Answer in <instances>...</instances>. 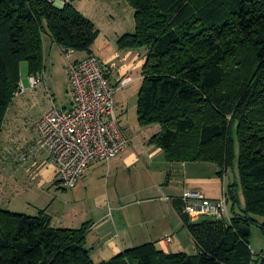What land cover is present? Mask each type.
I'll return each mask as SVG.
<instances>
[{
  "label": "trees",
  "instance_id": "obj_1",
  "mask_svg": "<svg viewBox=\"0 0 264 264\" xmlns=\"http://www.w3.org/2000/svg\"><path fill=\"white\" fill-rule=\"evenodd\" d=\"M126 1L136 28L118 47L147 50L139 126H160L149 144L171 163H213L221 178L237 169L224 193L232 216L193 217L175 199L196 254L146 243L97 263L87 248L89 223L55 228L45 210L32 216L0 208V264H253L252 227L264 234V0ZM99 35L74 2L59 9L0 0V139L22 64L30 76L46 69L45 38L89 57Z\"/></svg>",
  "mask_w": 264,
  "mask_h": 264
},
{
  "label": "crops",
  "instance_id": "obj_2",
  "mask_svg": "<svg viewBox=\"0 0 264 264\" xmlns=\"http://www.w3.org/2000/svg\"><path fill=\"white\" fill-rule=\"evenodd\" d=\"M118 38L119 35L115 41L108 36L100 42L98 39L92 54L101 60L113 85L131 79L118 93L125 90V93H129L128 90L133 87L135 89L137 85L134 97L138 99L147 50H120ZM47 57L45 45V64ZM86 57V53H75L67 70ZM48 70L46 64V79ZM43 86L30 89L28 84L27 95L17 98L22 99L17 102L18 110L26 100L42 107L36 121L29 125L18 118L7 131L4 126L0 139V206L8 211L14 208L13 211L25 212L26 215H36L45 210L52 217L55 228L79 229L89 223L86 243L92 259L97 263L109 261L128 249L146 243H155L165 253L189 254L191 248L197 251L195 241L184 228L181 215L173 202L186 191L199 192L208 199H220L226 187L232 183L229 175L219 177L217 174L220 169L213 163H171L161 149L150 144L148 148H142L141 152H134L133 144L137 136L124 132L122 118L128 109L123 100L117 101L116 95L119 123L130 145L111 162L92 164L78 187L71 191L75 203L60 207L56 203L59 196L55 195L51 199L50 192L53 189H65L58 180L57 169L49 154L45 151L31 154L38 140V121L56 105L49 93L50 97L46 96L47 90ZM43 94L44 101L41 100ZM71 106L69 98L59 108L69 110ZM160 130V126L147 127L148 135L142 137L143 141L149 142ZM26 153H30V156L22 161V155ZM208 168L214 169L215 174L206 176ZM21 202L27 205V209L22 206L23 209H17V204ZM169 238L172 242H168Z\"/></svg>",
  "mask_w": 264,
  "mask_h": 264
},
{
  "label": "built area",
  "instance_id": "obj_3",
  "mask_svg": "<svg viewBox=\"0 0 264 264\" xmlns=\"http://www.w3.org/2000/svg\"><path fill=\"white\" fill-rule=\"evenodd\" d=\"M59 9L75 0H40ZM67 50V57L74 55ZM69 110L53 105L52 109L38 121V140L31 154L47 152L57 169V177L65 190L78 187L87 169L95 163H109L130 145L124 134L117 113L116 95L130 78L113 85L102 67L101 60L92 55L75 62L68 69ZM46 73L29 76L30 89L46 85ZM28 88L21 82L16 98L25 95ZM30 153L22 155L26 161ZM184 203V213L193 217L209 216L217 219L229 218V202L226 196L208 199L201 193L186 191L179 198ZM169 200V199H168ZM168 242H172L169 238Z\"/></svg>",
  "mask_w": 264,
  "mask_h": 264
},
{
  "label": "rangeland",
  "instance_id": "obj_4",
  "mask_svg": "<svg viewBox=\"0 0 264 264\" xmlns=\"http://www.w3.org/2000/svg\"><path fill=\"white\" fill-rule=\"evenodd\" d=\"M74 5L75 8H77L81 13H83L85 17H87L96 25L98 30H101V37L99 35L100 39L98 37L99 42L102 40V38H106V36L110 37L113 41H115L118 35L120 38L124 34L133 33L135 31V10L129 5L126 0H75ZM119 38L117 40H119ZM45 45L48 55L46 64L49 70L47 72L46 85L43 86V89L46 88L47 90L46 96H49L50 94L56 101V105H58V107H62L67 103L70 98L68 97L70 85L69 76H67V66L69 61L74 58V55L67 57L63 48L59 47L58 45H53L52 40L48 37L45 38ZM21 72L22 84L27 87V85L29 84L30 76L28 73L27 64H22ZM136 86L137 85H135V89L133 87L132 89L128 90L129 93H125L126 90L124 92L121 91L120 93H118L117 101L123 100L122 102L126 104V108L128 110L125 113V116L122 118V126L125 133L130 135L133 133L134 137L137 136V139L134 140L133 146L135 147L134 152L139 153L142 151V148H148L147 146H149V142L145 143L142 138L147 137L145 136L148 135L147 128L143 129V127L139 126L138 122V99L137 96L134 97V93L137 94L138 90L136 89ZM41 96V100L44 101L45 95L43 94ZM21 100L16 98L12 107L9 110L10 112L8 113L5 122L6 131L18 118H20L21 121L27 122L29 125H32V123L36 121L37 117L41 113L42 107L32 104L29 100L22 102V110H18L17 102ZM206 171V176L215 174L214 169L208 168L206 169ZM237 172V169L235 170V172H233V169H231L227 173L232 181L235 178V174L237 175ZM71 191L73 190L65 191L63 189H53L50 192V197L52 199L55 197V195H58L59 198L57 199L58 201L56 203L60 207H63L65 206V204L69 203L74 204L76 199L71 196ZM17 205V209H27V205L23 202ZM0 208L3 209L1 206ZM13 210L15 209H10V211ZM13 212L25 215L27 214L25 212ZM231 216L232 213L230 212L229 218ZM200 220L201 218L197 219V221ZM261 221V223L264 222L263 220ZM251 249L254 254L253 264H259L257 263V261L261 259L264 255V234L263 231L257 226L252 227ZM188 253L196 254L197 251H194L191 248Z\"/></svg>",
  "mask_w": 264,
  "mask_h": 264
}]
</instances>
